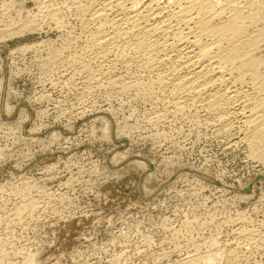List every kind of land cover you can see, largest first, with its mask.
<instances>
[{
    "label": "rangeland",
    "instance_id": "obj_1",
    "mask_svg": "<svg viewBox=\"0 0 264 264\" xmlns=\"http://www.w3.org/2000/svg\"><path fill=\"white\" fill-rule=\"evenodd\" d=\"M65 1L0 0V264H264V146L176 110L157 70L70 76L85 29Z\"/></svg>",
    "mask_w": 264,
    "mask_h": 264
},
{
    "label": "bare ground",
    "instance_id": "obj_2",
    "mask_svg": "<svg viewBox=\"0 0 264 264\" xmlns=\"http://www.w3.org/2000/svg\"><path fill=\"white\" fill-rule=\"evenodd\" d=\"M68 1L85 29L83 36L73 37L81 45L75 56L84 59L70 76L83 72L85 80L97 78L116 65L157 70L155 81L166 87L176 110L182 111L189 99L215 113L214 121L226 132L241 122L249 149L264 146L263 61L251 53L260 33L247 32V23L261 13L258 0ZM54 26L63 28V23L56 19Z\"/></svg>",
    "mask_w": 264,
    "mask_h": 264
},
{
    "label": "water",
    "instance_id": "obj_3",
    "mask_svg": "<svg viewBox=\"0 0 264 264\" xmlns=\"http://www.w3.org/2000/svg\"><path fill=\"white\" fill-rule=\"evenodd\" d=\"M122 142L126 143V140L123 139ZM121 149H122L121 146H119V150H121ZM150 168H152L151 165H150ZM261 178H264V176L261 175V174H258V175L255 176L254 180H258V179H261ZM249 190H250V188H249V186H248V187H246L243 191H244V192H249Z\"/></svg>",
    "mask_w": 264,
    "mask_h": 264
}]
</instances>
